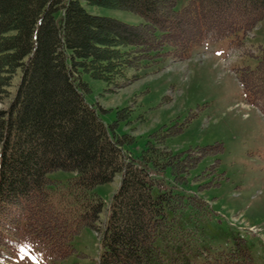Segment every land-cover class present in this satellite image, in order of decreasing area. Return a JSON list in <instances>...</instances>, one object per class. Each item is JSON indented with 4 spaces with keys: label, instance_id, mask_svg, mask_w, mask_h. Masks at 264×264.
<instances>
[{
    "label": "trees",
    "instance_id": "obj_1",
    "mask_svg": "<svg viewBox=\"0 0 264 264\" xmlns=\"http://www.w3.org/2000/svg\"><path fill=\"white\" fill-rule=\"evenodd\" d=\"M82 1L0 0V101L10 100L0 109V250L36 248L56 264L76 252L75 237L89 227L102 241L99 264H173L157 239L168 247L189 238L179 213L185 208L208 213L205 199L175 189L196 158L171 151L161 131L149 135L140 160L127 156L124 146L135 138L118 135L86 101L84 75L121 87L166 56L188 58L210 37L244 38L264 19V0H86L132 12L138 24L93 13ZM238 78L264 114V46L256 67ZM130 110L122 111L128 117ZM167 168L171 185L163 182ZM57 170L73 175L62 183L49 176ZM118 172L107 206L94 188ZM209 263L253 261L236 248Z\"/></svg>",
    "mask_w": 264,
    "mask_h": 264
},
{
    "label": "rangeland",
    "instance_id": "obj_2",
    "mask_svg": "<svg viewBox=\"0 0 264 264\" xmlns=\"http://www.w3.org/2000/svg\"><path fill=\"white\" fill-rule=\"evenodd\" d=\"M186 1L179 0L181 5ZM82 3L93 13L132 24L142 21L129 11L91 6L86 0ZM61 16L59 12L56 17ZM262 46L264 19L244 38L210 37L192 48L186 59L166 56L141 68L139 79L121 87L84 75L91 88L86 101L98 107L104 123L118 135L135 138L124 146L127 156L140 160L149 135L161 131L171 151L196 158L188 180L175 189L186 197L205 199L208 213L196 217L191 207L185 208L179 213L184 230L192 232L189 238L168 247L157 239L173 264H210L219 251L236 248L249 252L253 264H264V115L247 103L238 78L243 68L256 67ZM9 101H0V109L7 108ZM126 108L131 109L128 117L122 111ZM72 175L63 170L49 174L62 183ZM122 175L118 172L113 181L94 188L107 206ZM162 177L167 185L174 183L170 168ZM104 216L105 212L101 219ZM73 244L76 252L56 264H99L102 241L95 231L83 228ZM12 252L8 255L0 250V264H52L44 262L39 249Z\"/></svg>",
    "mask_w": 264,
    "mask_h": 264
}]
</instances>
